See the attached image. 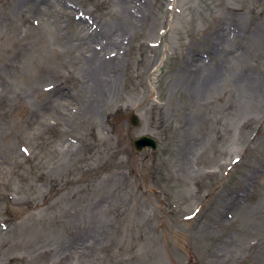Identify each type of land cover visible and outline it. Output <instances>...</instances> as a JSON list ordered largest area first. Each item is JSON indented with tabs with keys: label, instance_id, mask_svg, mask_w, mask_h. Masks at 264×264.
Returning <instances> with one entry per match:
<instances>
[{
	"label": "rangeland",
	"instance_id": "1",
	"mask_svg": "<svg viewBox=\"0 0 264 264\" xmlns=\"http://www.w3.org/2000/svg\"><path fill=\"white\" fill-rule=\"evenodd\" d=\"M0 264H264V0H0Z\"/></svg>",
	"mask_w": 264,
	"mask_h": 264
},
{
	"label": "water",
	"instance_id": "2",
	"mask_svg": "<svg viewBox=\"0 0 264 264\" xmlns=\"http://www.w3.org/2000/svg\"><path fill=\"white\" fill-rule=\"evenodd\" d=\"M130 122L134 126H138L142 123L141 118L135 112L130 115ZM133 148L137 153H142L146 149H153L157 151L159 149V141L154 136L143 134L133 139Z\"/></svg>",
	"mask_w": 264,
	"mask_h": 264
},
{
	"label": "bare ground",
	"instance_id": "3",
	"mask_svg": "<svg viewBox=\"0 0 264 264\" xmlns=\"http://www.w3.org/2000/svg\"><path fill=\"white\" fill-rule=\"evenodd\" d=\"M124 33H121V34H117L116 35V38L118 37V39H112V41L114 40V42H116V41H118L119 40V38L121 39L120 41H119V43H120V45H122V42H123V35ZM110 42V41H109ZM111 43V42H110ZM117 43V42H116ZM109 43H107L106 44V46L108 45ZM102 54H103V51H102ZM102 54H100L99 52H95V51H92V53H91V58H93L94 60H95V58L97 59L96 60V62H98V57L101 59V61L99 62V64H93L92 66V68H94V70L97 72H99V73H101V72H105V71H107V69H108V66H107V64H108V62L106 61V57L104 56V55H102ZM108 59V58H107ZM94 63H95V61H94ZM109 63H110V61H109ZM94 70L93 69H91V73L93 74L94 73ZM104 76V79L102 78V81H103V83H104V85H103V87L102 88H104L103 89V91H105V89L107 90V85L109 84V79H110V77H111V75L110 74H106V75H103ZM214 76V75H213ZM212 76V77H213ZM210 80H212V79H210Z\"/></svg>",
	"mask_w": 264,
	"mask_h": 264
}]
</instances>
